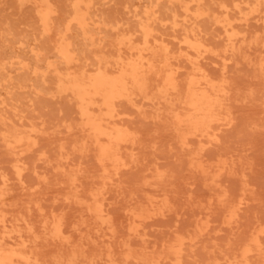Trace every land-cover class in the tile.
<instances>
[{
    "label": "rangeland",
    "instance_id": "rangeland-1",
    "mask_svg": "<svg viewBox=\"0 0 264 264\" xmlns=\"http://www.w3.org/2000/svg\"><path fill=\"white\" fill-rule=\"evenodd\" d=\"M39 1L0 0V56L17 49L21 59L34 61L32 47L42 54L52 55V37L41 34L36 7ZM49 2L55 10L52 21L57 28H62L70 15L71 0ZM139 2L144 0H93L92 9L96 18L108 24L118 22L120 28L132 30L136 25L134 10L144 8ZM193 3H199L216 15H220L219 4L231 8L238 3L242 8L241 12L230 11L234 29L245 40L229 60L223 50L224 34L220 27L210 18L198 23L203 40L211 49L199 59L200 66L214 79L224 78L231 90L234 123L217 130L216 142L193 139L188 148L181 147L178 133L169 127L164 106L139 102L138 111L122 105L126 111L125 125L137 133L138 144L132 150L129 166L103 184L94 149L91 146H86L85 150L72 149L82 138L80 132L68 131L66 127L79 122L74 102L69 97L55 95L50 78L39 84L28 80L26 74L11 72L14 86L0 89V113L8 125L22 128L34 124L41 130L36 146L24 155L27 169L21 181L14 177L11 158L0 141V174L8 177L12 203L22 214H27L40 235L37 246L46 262L51 264L55 258L65 262L71 257L72 248H76L84 256L71 264H90L92 259L97 260V264H105L108 249H111L113 262L123 264L122 242L128 238L130 228L135 229V236L129 239L130 253L145 258L167 256V246L177 235L193 237L192 242L183 245L182 264L223 262L225 257L238 255L253 236L264 246L263 6L250 11L254 3L241 0H195ZM170 6L161 3L158 16L163 18ZM154 27L177 52L178 32L168 22L156 23ZM99 35L103 38L100 45L82 51L87 62L95 54H111L109 45L116 37L115 30L103 29ZM179 65L180 71L190 69L184 62L180 61ZM23 78L27 85L18 87ZM183 78L184 75L180 82ZM31 84L39 92L36 93ZM59 145H65L68 159L58 158ZM198 163L205 172L198 169ZM65 172L77 173L79 189L104 191L103 206L111 217L110 228L115 231L111 241L110 228L86 219L79 206L69 199L73 190L68 186ZM158 172L163 176L161 181L156 180ZM224 193L228 194L226 200H222ZM165 199L167 206L162 204ZM35 202L48 215H64L66 233H72L70 246L42 234L38 214L33 209L26 211V207ZM128 209L142 211L143 219L130 221L126 216ZM168 256V263L175 261L173 256ZM251 261L262 264L256 256H252ZM129 264L134 263L129 261Z\"/></svg>",
    "mask_w": 264,
    "mask_h": 264
},
{
    "label": "bare ground",
    "instance_id": "bare-ground-1",
    "mask_svg": "<svg viewBox=\"0 0 264 264\" xmlns=\"http://www.w3.org/2000/svg\"><path fill=\"white\" fill-rule=\"evenodd\" d=\"M193 1L195 0L139 2L144 8L134 10L136 25L129 30L120 28L118 22L108 24L96 18L92 9L93 0H71L70 15L63 27L57 28L52 21L55 10L49 0H40L36 7L41 34L52 37L53 53L48 56L32 47L30 51L35 60L27 61L19 57L17 49L6 51L0 56V89L14 86L11 72L26 74L29 76L28 80H35L39 84H44L50 78L55 95L69 97L74 102L79 122L66 127L68 131L75 129L80 132L82 138L79 145H72V149L85 150L86 146L94 149L95 162L101 171L100 180L103 184H107L120 170L129 166L132 150L138 144L137 133L125 125L126 111L122 105L138 111L139 102L164 106L169 127L178 133L181 147L188 148L189 141L193 139L216 142L217 130L234 123L230 109L231 90L224 78L216 80L200 66L199 59L211 52V49L203 40L198 23L210 18L220 27L224 34L223 50L229 60L245 40L234 29L229 15L231 10L241 12L242 8L238 3L231 8L226 4H219L220 15H216ZM241 1L254 3L250 11L257 10L260 5L264 10V0ZM164 2L171 6L165 16L160 18L159 5ZM162 22H168L178 32L175 42L179 49L177 52L156 32L157 25L154 27V24ZM107 28L114 29L116 34L109 45L111 54H95L87 62L83 49L100 45L103 38L99 34ZM180 61L190 69L180 71ZM182 75L184 78L180 82ZM26 85V78L17 84L18 87ZM30 86L36 90L35 85ZM40 133L41 130L34 124H26L22 128L8 125L6 118L0 113V141L11 158V169L18 181L22 180L27 169L24 155L36 146ZM65 149V145L58 146L60 160L69 158ZM197 167L205 172L201 163ZM65 174L68 176V186L73 190L69 199L79 206L82 215L97 225L110 228L111 217L103 206L104 191L100 188L79 189L77 173ZM0 176V264H50L40 255L37 246L40 235L29 222L31 220L12 203L8 177L4 173ZM162 178L161 173H156L157 181ZM227 197L228 194L224 193L222 200ZM162 204L167 206V200H163ZM31 209L38 214L45 237L70 246L72 233H66L67 220L63 214L48 215L37 202L26 207L27 212ZM126 216L130 221H141L144 217L142 211L134 209H128ZM131 236H135L133 228H130L128 238L122 242L123 264H129V261L134 264H182L183 245L187 241H193V237L175 236L167 246L168 255L173 256L175 261L168 263V255L155 258L132 255L129 244ZM114 237L115 231L110 228L109 240ZM110 251L108 249L105 264H117L113 262ZM79 256H84L83 252L72 248V255L65 262L55 258L51 264H71ZM252 256H256L264 264V246L257 236L251 237L238 255L225 257L223 262L214 261L213 264H253ZM90 264H97V260H90Z\"/></svg>",
    "mask_w": 264,
    "mask_h": 264
}]
</instances>
